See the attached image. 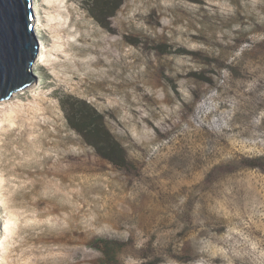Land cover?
<instances>
[{"label":"rangeland","instance_id":"374dc122","mask_svg":"<svg viewBox=\"0 0 264 264\" xmlns=\"http://www.w3.org/2000/svg\"><path fill=\"white\" fill-rule=\"evenodd\" d=\"M35 4L32 86L0 102V264H264V0H125L108 28L86 0ZM88 22L119 43L116 91L76 51ZM68 98L103 116L125 165L71 127ZM49 151L75 221L33 237L22 167Z\"/></svg>","mask_w":264,"mask_h":264},{"label":"trees","instance_id":"16d2710c","mask_svg":"<svg viewBox=\"0 0 264 264\" xmlns=\"http://www.w3.org/2000/svg\"><path fill=\"white\" fill-rule=\"evenodd\" d=\"M88 2V9L91 16L103 27L108 28V21L115 17L116 13L121 9L125 0H86ZM88 20V18H85ZM89 21V20H88ZM88 26V28H87ZM85 37L87 42L80 43L76 46V51H81L86 56L88 48L95 53V59L90 61L95 66V76L98 84L105 85L108 81L112 82L113 89L118 88L119 78V43L117 39L107 37L99 29L91 26V23L86 24ZM89 30V32H88ZM88 59L83 60L85 71H88L87 64H91ZM78 64L77 60L76 63ZM80 65V64H79ZM197 78L202 81H207L201 78V74H196ZM66 112H68L69 122L71 127L77 130L86 141L93 146L96 151L111 163L122 167L127 162V153L121 144L112 136L104 125L103 116L97 110L91 108L85 102L77 101L71 98L67 99L64 105ZM55 151H49L46 156L42 157L40 162H45L42 166L30 169L23 166L25 172H31L37 179L33 185L34 198L27 196L28 202L34 204L33 210L38 213L39 223L35 224L33 237L35 231L41 230L43 232L54 233L55 229L62 227L63 234L66 227L70 228L74 225V216L71 212V204L73 205V194L68 195L64 186L72 188L73 175L69 163L66 166L60 164V160L54 158ZM252 165V164H250ZM48 175L55 183L62 186L61 191L57 190L54 185L49 184L45 180ZM41 177H43L41 179ZM86 187L82 190L83 199L86 198ZM25 193L28 191L25 190ZM67 229H69L67 227ZM43 239V236L39 237ZM62 238V235L58 237ZM57 239V237H56Z\"/></svg>","mask_w":264,"mask_h":264},{"label":"water","instance_id":"95a60500","mask_svg":"<svg viewBox=\"0 0 264 264\" xmlns=\"http://www.w3.org/2000/svg\"><path fill=\"white\" fill-rule=\"evenodd\" d=\"M35 24L33 0H0V102L33 83Z\"/></svg>","mask_w":264,"mask_h":264},{"label":"bare ground","instance_id":"6f19581e","mask_svg":"<svg viewBox=\"0 0 264 264\" xmlns=\"http://www.w3.org/2000/svg\"><path fill=\"white\" fill-rule=\"evenodd\" d=\"M33 11L35 12V14H34V17H35V23H36V16L38 15V9H37V6H36V4H35V0H33ZM36 25V24H35ZM34 34L36 35V31H34ZM36 39H37V41H38V38H37V35H36ZM38 43H39V41H38ZM40 53V52H39ZM39 55V54H38ZM30 86V85H29ZM28 86V87H29ZM32 86V85H31ZM22 91V90H21ZM14 96V95H13ZM12 96V97H13Z\"/></svg>","mask_w":264,"mask_h":264}]
</instances>
